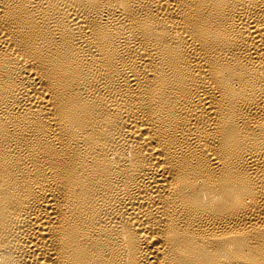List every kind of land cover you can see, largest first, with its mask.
<instances>
[{"label": "bare ground", "instance_id": "bare-ground-1", "mask_svg": "<svg viewBox=\"0 0 264 264\" xmlns=\"http://www.w3.org/2000/svg\"><path fill=\"white\" fill-rule=\"evenodd\" d=\"M0 264H264V0H0Z\"/></svg>", "mask_w": 264, "mask_h": 264}]
</instances>
